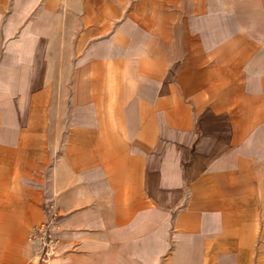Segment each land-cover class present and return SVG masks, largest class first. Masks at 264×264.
<instances>
[{
	"label": "crops",
	"instance_id": "1",
	"mask_svg": "<svg viewBox=\"0 0 264 264\" xmlns=\"http://www.w3.org/2000/svg\"><path fill=\"white\" fill-rule=\"evenodd\" d=\"M48 205L45 264H264V0H0V264Z\"/></svg>",
	"mask_w": 264,
	"mask_h": 264
},
{
	"label": "built area",
	"instance_id": "2",
	"mask_svg": "<svg viewBox=\"0 0 264 264\" xmlns=\"http://www.w3.org/2000/svg\"><path fill=\"white\" fill-rule=\"evenodd\" d=\"M47 219L35 225L28 237L36 245L42 264H45L53 255L60 252L62 240L59 237L60 214L56 207L47 206Z\"/></svg>",
	"mask_w": 264,
	"mask_h": 264
},
{
	"label": "rangeland",
	"instance_id": "3",
	"mask_svg": "<svg viewBox=\"0 0 264 264\" xmlns=\"http://www.w3.org/2000/svg\"><path fill=\"white\" fill-rule=\"evenodd\" d=\"M100 1L104 2V0H100ZM119 2H120V0H112L113 7H116ZM32 248H33V258H34L33 264H38V260H39L38 248L34 244H33Z\"/></svg>",
	"mask_w": 264,
	"mask_h": 264
}]
</instances>
